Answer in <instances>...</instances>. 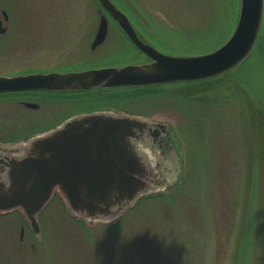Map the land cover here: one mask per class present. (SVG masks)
<instances>
[{"label":"rangeland","instance_id":"374dc122","mask_svg":"<svg viewBox=\"0 0 264 264\" xmlns=\"http://www.w3.org/2000/svg\"><path fill=\"white\" fill-rule=\"evenodd\" d=\"M5 1L17 2L14 14L25 28L28 21L43 26L44 37L36 32L28 43L17 31L15 51L0 71L61 62L95 66L137 56L132 46L128 53L110 49L124 45L113 26L106 44L90 53L93 25L103 13L93 0ZM114 2L138 23L140 34L141 20L148 19L143 27L172 54L218 46L238 12V0ZM255 60L245 82L224 76L191 99L169 85L161 86L175 92L143 107L141 100L128 103L120 101L124 94L116 95L119 107L143 108L153 121L169 124L176 155L173 149L166 156L149 153L153 170L162 176L107 220L76 215L58 189L38 215L36 235L21 209L1 212L0 264H241V248L244 264H264V62ZM0 136L7 135L0 131ZM152 157L163 159L162 165ZM158 193L166 196L147 197Z\"/></svg>","mask_w":264,"mask_h":264},{"label":"water","instance_id":"95a60500","mask_svg":"<svg viewBox=\"0 0 264 264\" xmlns=\"http://www.w3.org/2000/svg\"><path fill=\"white\" fill-rule=\"evenodd\" d=\"M136 47L152 61L67 72L0 76V91L144 86L202 80L224 73L248 57L260 29L264 0H239L235 27L219 47L197 54H170L143 42L111 0H99ZM107 34L100 15L91 48ZM169 133L167 123L112 112L78 114L0 151V212L21 209L33 233L38 213L58 189L69 209L91 220H107L130 207L162 172L152 168L147 137ZM147 148V149H146Z\"/></svg>","mask_w":264,"mask_h":264},{"label":"flooded vegetation","instance_id":"af4514ba","mask_svg":"<svg viewBox=\"0 0 264 264\" xmlns=\"http://www.w3.org/2000/svg\"><path fill=\"white\" fill-rule=\"evenodd\" d=\"M112 2L123 11L131 25L134 27L138 37L146 43H149L151 46L156 48L159 51H164L157 44V39L155 35L151 33L150 30L143 27L145 23H148V19H142L141 22V34L138 32V23L129 15V13L122 10L120 6H118L114 0ZM94 4H99L98 0H93ZM13 4L18 6L17 2H2L0 0V65L6 64L3 62V59H7V55L12 51H15L14 40L19 37V34L22 35L25 33L27 36V42L34 41V37L38 36L35 33L37 32L43 39V26L40 24H35L29 21L26 25V28L23 24L24 19L19 17L18 14H14L13 11L18 12L13 7ZM101 5V4H100ZM101 10H104V7L101 5ZM105 11V10H104ZM107 34L105 39L97 45L95 48H91L92 41L95 37L98 25L94 24V36L90 42V53L100 47L104 46L108 40L109 32L111 31V27H115L119 38H122L124 45L117 44L115 46H110V49L121 51L124 53L129 52V47L132 46V52L136 53L137 56H134L135 60L125 61V60H116L110 63L95 65V66H86V65H76L75 64H66L65 62L57 63L53 66L43 65L35 68H21V69H8L0 71V76H16V75H26L31 73H49V72H67V71H76L87 68H96L102 66H121L128 63H147L151 62L152 59L147 56L144 52L139 50L136 45L129 39L126 33L123 31L118 21L113 18L109 13H107ZM150 23V22H149ZM99 24V19H98ZM151 24V23H150ZM20 25V26H19ZM20 27L21 29L17 28ZM17 31L19 34H17ZM38 40V39H37ZM19 40H17L18 42ZM16 42V44H17ZM41 41H38V44ZM39 46V45H38ZM100 51V50H99ZM113 52V51H112ZM131 52V51H130ZM123 53V54H124ZM13 54V53H12ZM29 56V55H27ZM7 64H10L11 61L7 60ZM2 63V64H1ZM160 84H148L141 86V91H145L146 89L150 90L151 93H148L147 96L141 95V104L143 107V103L152 102L156 97L160 98ZM128 88L127 86H98L91 88H78V89H48V88H36V89H20V90H7L0 91V131H3L7 136H0V151L2 150V146L25 143L31 137L45 132L58 124L65 121L67 118L72 116L88 113V112H96V111H105L112 113H129L128 109L123 108V106L119 107V104L114 102V96L116 92L120 90H124ZM157 89V90H156ZM153 91V92H152ZM114 97V98H113ZM124 101V100H122ZM123 104V103H122ZM122 107V108H121ZM139 114V113H134ZM141 116L148 118L153 121L148 114L145 112L143 108H141ZM40 124H39V123ZM30 126L31 124H34ZM171 130L169 131V133ZM144 145L149 148V153L158 152L160 156H166L170 150L171 146V137L170 135L161 132V135L156 139L152 137H147L145 139ZM154 155V154H153ZM154 160L155 157H152ZM162 160H156V165H162Z\"/></svg>","mask_w":264,"mask_h":264},{"label":"trees","instance_id":"16d2710c","mask_svg":"<svg viewBox=\"0 0 264 264\" xmlns=\"http://www.w3.org/2000/svg\"><path fill=\"white\" fill-rule=\"evenodd\" d=\"M234 12H236V6L235 5H234ZM193 52L194 51H192V52H184V53H193ZM257 58H259L261 61L264 62V29L263 28L260 29V32H259V35H258V39H257V43L255 45V48H254L252 54L248 58H246L243 62H241L238 66H236L235 68H233V69H231V70H229V71H227V72H225V73H223L221 75H217V76H214V77H211V78H208V79L197 80V81L176 82V83H172V85H170V86L171 87H175L176 90H178V88H179V90H178L179 93L186 94V96H187L186 98H190L191 99L193 97V95L197 91L204 90V88L206 87V83H209L210 81L211 82L212 81H216L217 82L220 78H222L224 76H232V75H234L235 78L233 80V83H236V84L239 83V82L241 83L242 80L245 82L247 76L249 75L250 70L254 67V64H255V61H256L255 59H257ZM199 84L201 86H198ZM178 86H183L185 88H180ZM150 90H153V89H146L145 91H141V87H128V88H126L124 90H120L119 92H116V95L124 94V97H121L120 101L124 100V101H127L129 103V102L135 100V102H137V101L141 100V95L145 94V96H147L148 93H151ZM160 92H161V94L162 93H166V94L170 93L171 94V93H173L175 91H169V90L166 91L165 88H163L161 86L160 87ZM181 94L179 95L178 98H181L180 97ZM116 95L114 97H116ZM115 99L116 98H114V100ZM114 102L116 103V100ZM128 110L130 112H133V113L141 114V110L140 109H128ZM170 194L171 193L168 192L166 195L168 196ZM166 195L163 194V193H158V194L148 195L147 197H153V196L164 197ZM79 222L81 223L82 221H79ZM81 224H83V223H81ZM249 227H251V226H249ZM251 233L252 232L248 230L247 235H246V237H247V239L249 241L251 240V236H250ZM240 250H241V252L239 251L240 253H242V254L245 253L244 248H241ZM246 250H247V248H246ZM242 254H240V257H243V255H245V254H243V255ZM248 255L250 257L251 254H248ZM240 257H239V263L244 264L245 261H243Z\"/></svg>","mask_w":264,"mask_h":264}]
</instances>
